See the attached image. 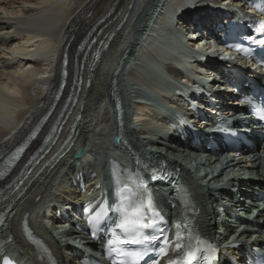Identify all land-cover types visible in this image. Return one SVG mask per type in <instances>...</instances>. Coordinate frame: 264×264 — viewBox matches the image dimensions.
Wrapping results in <instances>:
<instances>
[{"label":"bare ground","instance_id":"obj_1","mask_svg":"<svg viewBox=\"0 0 264 264\" xmlns=\"http://www.w3.org/2000/svg\"><path fill=\"white\" fill-rule=\"evenodd\" d=\"M3 1L0 0V101L9 107L7 108L5 106V111H7V114L10 112V119H7V121L0 120L1 158L7 156L22 143L25 136L35 128L37 122L51 105L61 81V63L65 52L67 51L69 53L67 69L69 71L68 79L70 78L71 80L75 69L76 46L85 35V32L97 21L103 20L99 26V28H102L101 37L108 31L113 33L109 49L100 55L93 72H89L88 66L83 70V84L78 94L77 102L72 108V114L65 124L68 126V129L66 130L64 127L52 151L24 179L22 185L18 187V190L4 193L0 198V210L9 209L5 217L6 222L0 227V240L4 242V245L0 247V251L7 253L9 249L6 248L5 250L4 246L7 245L9 248L15 246L20 249L18 254L26 253L28 256L27 259L33 263L50 264L45 261L44 257L40 256V246L32 245L29 242L23 226L26 220L30 223L35 233L41 234L43 231L47 233L43 228L40 216L43 211L42 204L49 197V195L45 194L49 188H53V184H55L57 190L60 191L59 195L61 193H69L72 191V178L74 179L81 170L89 173L90 171L100 172V179L103 182L108 180L107 169L111 156L107 154V151L110 149V144L107 145V142L109 143L111 141L110 138L112 137L113 129L116 135L122 139L121 145L128 152V156L136 154L139 145L144 146L152 143L148 139L141 142V139L136 137L137 135L131 129V123H129V116L125 108L128 93H125L121 78L119 77L122 61L125 62L126 60V57L123 55L124 51L128 50L127 47H134L137 44L134 35L132 36L133 38L130 36L132 39L129 37L127 40L124 36L146 0H24L22 5H18V9L15 7L11 9L12 6L9 8ZM179 1L182 4L185 2V0ZM189 1L191 2V0H188L186 3H190ZM152 3L150 0L148 4L150 5ZM191 4L194 3L191 2ZM149 5L147 6L149 7ZM216 6V3L215 5L211 3L210 5L207 4L205 5L204 11L208 14ZM200 19H205V17L200 15ZM120 23L122 25L117 28ZM202 23L206 27L204 20ZM136 25L135 31L139 33L143 29V25H145V17L141 18ZM195 33L198 32L196 31ZM125 40V47H123ZM128 58L130 59L131 57L129 56ZM135 61L133 64L135 68L131 71L130 77L141 83L148 81L145 78V74L137 71V65L140 64L141 60L138 59ZM161 64L166 69H169L171 74L176 75L178 73V70L169 62L163 61ZM88 80L90 81V86H87ZM71 83L72 80L66 87L64 92L65 96H67V90ZM145 84L148 85L149 89L155 91L156 83L148 81ZM112 92L113 94H111ZM136 92L138 93V99H135L137 107L143 109L146 103L141 101L143 96L139 93V89H136ZM107 101L113 105L114 102L120 105V115H115L114 117L115 122L113 124L115 126L112 124L111 110L109 109V111L107 109ZM101 105L107 108H102L96 117L98 107ZM96 107L97 111H95ZM54 115L44 125L45 127L36 140V146H38L40 140L50 129ZM77 115H80V120L75 127L76 132L73 139L75 142L71 149L53 167L50 168L48 166L42 168L44 163L51 157L50 155L55 148L60 144L64 135L67 134L72 120ZM96 120V124H98L97 131L94 129V122ZM102 122L112 125H108L110 131L107 133L102 130V126H104ZM144 122L146 123V127H159L154 119H146ZM137 126L141 128V125ZM149 132L153 133L151 130L144 131V133ZM96 139L101 140L103 144L99 146ZM88 143V149L90 150L89 162L81 164L80 162L82 160L80 159L79 166L77 165L76 168H73L75 162H71L73 159L70 161L69 158L74 148L78 145H86ZM260 153H264V149H261L258 153L252 152L250 156H246L237 162L236 166L241 168V171L233 175L241 178V181H235V184H239L238 188L242 189L243 193H240V196L248 193L245 191L244 185L251 181L254 184H261L262 188L264 187V176L261 171H258L261 160ZM28 154L26 153L24 155L19 166L28 160ZM160 156L171 161L173 165L180 166L185 170L190 165L192 168H201L205 162L209 161L211 170L206 171L208 172L207 176H210V173L212 175V178L209 179L210 182H221L220 175H217L220 176L219 178L214 177L216 176L215 173L218 172L216 171L218 169L217 166L214 165L219 162V159H216L212 163L211 159L204 160L202 154L195 156L188 154L186 151L179 150L171 153L169 156L176 161L162 154ZM206 168L207 165H205ZM13 175L14 173L8 179ZM183 178L192 193L191 197L195 208L194 218L200 227L207 229L211 224V218L209 216L213 215V212H210V205L213 203V200L207 197H199L195 182L186 176H183ZM2 186L0 184V189ZM177 212V208L173 210L171 212L172 217H176ZM261 216V220L263 221L258 222L257 225L259 227L257 233L260 238L264 236V233H262L264 232V211L261 212ZM221 226L224 229L228 228L223 220L221 221ZM232 232L237 233L236 230ZM257 233H253L250 236L246 235V237L257 236ZM68 245L71 246L72 243ZM13 251L15 252L16 249H13ZM60 252L61 249L58 247L57 254Z\"/></svg>","mask_w":264,"mask_h":264},{"label":"rangeland","instance_id":"obj_2","mask_svg":"<svg viewBox=\"0 0 264 264\" xmlns=\"http://www.w3.org/2000/svg\"><path fill=\"white\" fill-rule=\"evenodd\" d=\"M23 1L24 0H10V1L9 0H4L3 2H5L6 6H8L9 8L12 6L11 9H13L14 7L16 9H18V7H19L18 5H20V4L22 5ZM154 1L155 0H151V2H153V3L150 4V5L148 4V3H150V0L149 1L146 0L145 3H143L144 5L141 6L140 11L138 12L139 14L135 16V19L133 20L132 24H130V26H129V28L126 31V34L124 36L125 39L127 40L130 36L132 37L134 35V39L137 42V44L134 47H127L128 50L124 51V53H123V55H126V58H125L126 60H125V62L122 61V64L120 66L119 77L121 78L122 86L125 89V93L127 92L126 89L129 88V85H130V89L129 90H131V93L138 95V93L136 92V89H138V87L140 86L141 82L138 81V80H134L133 78L130 77L131 71L135 68V66L133 65L136 62L135 60H138V59L141 60L140 64L137 65V71H140V73L142 72L147 77L157 78L158 70L157 71L154 70V68L156 66H158L159 69L164 70V66L161 64L163 61L160 62L159 59H158V58L162 57L159 54L158 49L155 48V47L150 46L151 44H149L150 40H152V38L154 39V37L152 35H156L157 34L156 39L158 37L161 38V39H164V41H167L170 45L173 44V42L176 41V38H177V36H175V34L173 32L168 31L166 29V27L162 26V25L166 26V22H165V17L166 16H165L164 12L166 11V9H168V7H170L172 5V2L170 0H156V2L154 3ZM157 1L158 2L160 1V2L158 3ZM147 5H149V7ZM157 5H159V6H157ZM151 9H152V11H151ZM146 13L149 14V15L147 16ZM143 15L145 17V25H143V29H141L139 31V33H138V32L135 31V28L137 26L136 24H138V22L140 21L141 18H144ZM157 26L160 27V29H161L160 33L155 32V28ZM156 39L154 41H156ZM126 40L123 42V47H125ZM129 56L131 57L130 59L128 58ZM149 57H151V59ZM132 59H134V60L132 61ZM125 64H126V68L124 70V73H121ZM120 73H121V75H120ZM172 79H173V77L169 78V80H172ZM165 82L166 81H162V85L163 86H165ZM131 86H133V87H131ZM137 95H134L135 99H138ZM101 106L98 107V111H97V107L95 108L96 109L95 111H97L96 117L98 116V114L102 110V108H107L104 105H101ZM97 120L94 122V125H95L94 129H96V131L98 130V128H97L98 124H96ZM102 123L101 124L104 125V126H102L103 132L105 131L107 133L108 131H110V128L108 127V125L109 126H112V125L109 124V123H104V122H102ZM141 133H143V132L141 131ZM144 136H145V134H144ZM97 142L99 143V146L101 144H103V142L101 140H99V139L97 140ZM107 145H109L108 142H107ZM54 188L57 189V186H55V184H53V188L51 187L49 189H54ZM48 192L49 191H47L45 194L48 195Z\"/></svg>","mask_w":264,"mask_h":264},{"label":"snow or ice","instance_id":"obj_3","mask_svg":"<svg viewBox=\"0 0 264 264\" xmlns=\"http://www.w3.org/2000/svg\"><path fill=\"white\" fill-rule=\"evenodd\" d=\"M119 227L122 228L125 232L137 231L140 228L146 227L145 224L141 223L140 219H129L127 217L123 218L119 224ZM179 227V226H177ZM180 234L177 232V240L179 241ZM110 243H115L114 241H110ZM176 247L179 249L181 245L177 243ZM170 264H176V262H170ZM187 264H191V260L187 261Z\"/></svg>","mask_w":264,"mask_h":264},{"label":"water","instance_id":"obj_4","mask_svg":"<svg viewBox=\"0 0 264 264\" xmlns=\"http://www.w3.org/2000/svg\"><path fill=\"white\" fill-rule=\"evenodd\" d=\"M115 139H116L117 141H119L118 137H116ZM84 151H85L84 148H79V150L77 151V154H76V155H77L78 157H81V156H83Z\"/></svg>","mask_w":264,"mask_h":264}]
</instances>
